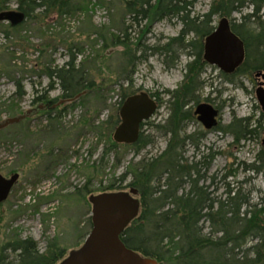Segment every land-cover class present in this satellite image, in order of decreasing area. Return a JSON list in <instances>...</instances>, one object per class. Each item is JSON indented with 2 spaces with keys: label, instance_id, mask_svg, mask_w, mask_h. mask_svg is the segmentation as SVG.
Wrapping results in <instances>:
<instances>
[{
  "label": "rangeland",
  "instance_id": "obj_1",
  "mask_svg": "<svg viewBox=\"0 0 264 264\" xmlns=\"http://www.w3.org/2000/svg\"><path fill=\"white\" fill-rule=\"evenodd\" d=\"M70 1L86 4L88 11L63 17L55 13L44 17L36 12L31 19L14 28L7 22H0V124L15 116H24L18 123L0 130V176L6 180L13 175L17 177L7 198L0 202V249L16 239H31L41 254L60 252L62 256L57 264L80 248L91 231L89 198L128 192L129 188L104 189L131 165L156 158L165 150L168 136L153 127L163 125L168 118L167 98L163 93L179 87L185 66L190 62L183 52L176 50L177 66L168 69L163 57L146 50V58L137 62L133 72L132 90L137 94H157L162 99L161 104L154 99L157 109L142 130L143 136L152 143L138 155L131 149H120L99 163L106 146L103 123L117 110L120 102L117 83L124 84L122 76L130 71L124 54L131 52L135 58H141L144 47L151 49L177 37L181 24L172 19L134 25L125 15L124 0ZM186 1L193 2L190 17L194 18L207 13L213 0ZM15 10L16 6L11 3L5 12ZM249 13L247 7L231 14L229 20H235L238 26L241 17ZM260 15L264 19L262 12ZM221 17L212 18L213 28ZM145 25L149 26V31L142 34ZM124 27H131L125 39L130 47H111L110 40L105 43L99 36L100 33L107 38L109 34H121ZM138 43L141 48L136 46ZM69 48L76 55V65L85 70L88 79L101 86L94 93L77 96L68 102L61 100L56 106L57 112L62 114L53 119L55 112L48 119L44 106L37 107L32 100L45 94L49 100L61 95L57 84L49 90V80L42 73L46 68H61L69 60ZM219 75L217 68L206 67L201 81L206 82L207 87L201 99H208V102L201 100L200 103L220 107V127L228 125L233 117L249 118L252 127L261 125L259 134L247 136L237 144L228 134L206 131L194 118L185 134H206L198 143V149L186 144L182 157L191 165L201 160L202 153H213L207 171L201 170V175L205 176L204 185L209 186L212 197L219 198L228 184L234 191L240 189L251 204L257 205L264 199V171L254 173L249 169L258 161L257 154L264 150L261 143L264 116L255 99L256 84L251 83V78L241 76L235 78L241 85L225 84ZM18 81L24 96L15 100L13 94ZM12 106L20 109L18 116L9 114ZM190 108L194 111L195 105ZM117 157L121 161L114 166ZM93 166L99 171L95 175L91 174ZM130 182L131 177L127 176L121 185L126 187ZM114 183L115 187L121 186L118 181ZM200 224L207 234V224ZM8 254L12 261L17 258V253Z\"/></svg>",
  "mask_w": 264,
  "mask_h": 264
},
{
  "label": "trees",
  "instance_id": "obj_2",
  "mask_svg": "<svg viewBox=\"0 0 264 264\" xmlns=\"http://www.w3.org/2000/svg\"><path fill=\"white\" fill-rule=\"evenodd\" d=\"M11 3L16 6V12L24 15V21L31 19L36 12L44 17L50 13L63 17L78 11H88L86 4H73L70 0H0V13L7 11V6ZM124 3L125 15L134 25L174 19L181 24V30L177 37L163 45L151 49L144 47L141 58H135L131 52L124 54L127 57L126 67L130 71L122 76L124 84L117 83L120 97L117 110L103 123L106 146L99 163L120 149H131L138 155L152 143L142 133L148 122L140 125L138 140L133 145H119L112 139L120 125L119 110L122 104L136 93L132 90V75L137 62L146 58V50L163 57L168 69L177 66L179 56L176 55V50L183 52L190 62L185 66L184 79L179 87L175 91L163 93L167 98L168 118L163 125L153 127L168 136L165 150L156 158L148 161L143 159L140 163L131 165L118 180H113L104 189L120 191L129 188L137 191L139 213L123 231L122 243L127 249L152 259L157 264H264V199L257 205L251 204L247 195L240 189L234 191L228 184L219 198L212 197L208 192L209 186L204 185L205 176L201 175V170L207 171L214 154L202 153L201 160L191 165L182 157L186 144L198 149V143L206 134L194 132L187 136L185 133L189 123L195 118L190 106L200 105L201 100L208 102V99H201V93L207 87L206 82L201 81V76L208 66L203 59V41L214 30L212 18L221 15V19H229L232 12L239 13L242 9L250 8V13L241 17V24L235 29L244 45V64L232 76L223 73L219 75V79L225 84H240L235 78L249 77L255 71L264 70V19L260 15V12L264 14V0H213L207 13L194 18L190 17L193 5L191 1L124 0ZM130 28L124 27L121 34H109V38L101 33L99 36L105 39V43L110 40L111 47L127 48L130 44L125 39ZM148 31L149 26L145 25L141 33ZM136 46L142 47L140 43ZM71 50L69 48V60L61 68H46L42 73L49 80V90H53L57 84L61 95L49 100L45 94L32 100L33 105L44 106L48 119L55 112L53 119L62 114L61 111L57 112L56 106L61 100H73L77 96L94 93L101 86L88 79L85 70L76 65V55ZM15 87L13 99L19 100L24 96L21 82H16ZM151 97L161 104L159 95L151 94ZM216 109L220 111V107ZM8 112L12 116L21 113L14 106ZM19 117L21 115L14 118ZM260 128L261 125L252 127L249 118L233 117L228 125L220 127L218 124L214 130L232 136L238 144L247 136L259 134ZM257 160L250 167L251 172L264 171V150L257 154ZM120 161L118 157L115 158L114 166ZM96 172L99 171L93 166L91 174L95 175ZM127 176L131 177V182L122 187ZM116 181L120 187H115ZM211 181L213 184V178ZM185 186L187 192H184ZM202 222L207 224V234H204V227L200 224ZM8 252L17 253V258L10 260ZM61 256L60 252L53 251L39 253L37 245L31 239H16L1 247L0 264H57Z\"/></svg>",
  "mask_w": 264,
  "mask_h": 264
},
{
  "label": "water",
  "instance_id": "obj_3",
  "mask_svg": "<svg viewBox=\"0 0 264 264\" xmlns=\"http://www.w3.org/2000/svg\"><path fill=\"white\" fill-rule=\"evenodd\" d=\"M23 21L22 13H0V22H7L11 27H16ZM203 43V59L223 74L230 75L242 65L245 56L244 45L230 31L228 19L219 20L218 28L208 35ZM259 75L264 79V74ZM259 93L257 99L264 112V92ZM156 109L157 106L146 94L126 99L119 110L120 125L113 134V141L126 146L135 144L139 137L140 125L148 121ZM217 115L218 111L208 104H200L194 110V116H198V122L206 131L216 126ZM23 117L5 120L0 124V130L18 123ZM262 144L264 145V140ZM16 180L15 175L8 180L0 176V202L7 198ZM136 195L137 191L130 189L124 193L90 197L92 231L83 247L70 252L69 259L60 264H157L154 260L143 259L137 252L127 249L118 238L139 213L138 201H133L135 205L132 206L128 200H132Z\"/></svg>",
  "mask_w": 264,
  "mask_h": 264
},
{
  "label": "flooded vegetation",
  "instance_id": "obj_4",
  "mask_svg": "<svg viewBox=\"0 0 264 264\" xmlns=\"http://www.w3.org/2000/svg\"><path fill=\"white\" fill-rule=\"evenodd\" d=\"M235 13H238V12H236V11H234V12H232V14H235ZM263 16H264V14H263ZM219 23V22H218ZM218 23H217V25H216V27L214 28V30L213 31H215L217 28H218ZM228 23H229V28H230V31L235 35V36H237V34H236V32H235V29H236V27H237V25L235 24V20H232V21H230L229 19H228ZM239 24H241V22L239 23ZM238 37V36H237ZM239 38V37H238ZM239 40H241L240 38H239ZM242 41V40H241ZM244 53H245V49H244ZM244 61H245V56H244V60H243V63H242V65L244 64ZM241 65V66H242ZM209 66V65H208ZM241 66L239 67V68H241ZM211 67H215V66H211ZM216 68V67H215ZM238 68V69H239ZM237 69V70H238ZM236 70V71H237ZM219 71V70H218ZM235 71V72H236ZM220 72V74H222V72L221 71H219ZM235 72L234 73H232V74H230V75H227V76H232V75H234L235 74ZM264 74V70H260V71H255V72H253L252 73V75H250L249 77H246L248 80H250V78H251V83H253V84H256V89H255V99H256V102H257V104H258V106H259V108H260V110H261V113H262V115L264 116V112H263V110H262V107L260 106V104H259V101H258V99H257V97H258V94H260L259 92L260 91H263L264 92V79L262 78V76H260L259 74ZM142 94H146L147 96H148V98L151 100V101H153V103L156 105V101L151 97V93L150 94H148V93H135L133 96H141ZM133 96H131V97H133ZM65 102H68L69 100H64ZM201 104H207V103H201ZM209 105V104H208ZM211 106V105H210ZM197 107V106H196ZM195 107V108H196ZM211 107H213V106H211ZM215 110H217L216 109V107H213ZM195 110V109H194ZM218 111V115L216 116V118H215V120H216V126L215 127H213V128H211L210 130H208V131H211V130H214V129H216L217 127H218V124H219V120H220V111L219 110H217ZM155 113V112H154ZM153 113V114H154ZM197 117L198 116H195V118H196V120H197ZM198 121V120H197ZM147 122V121H146ZM146 122H144V123H146ZM201 126H202V124H201ZM203 127V126H202ZM140 128H141V126H140ZM264 140V139H263ZM262 140V141H263ZM262 143V142H261ZM262 146L264 147V145L262 144ZM11 192V191H10ZM119 192H115V193H113V194H118ZM121 193H124V192H121ZM129 201H130V203H129V205H132V206H134L135 204H134V202L133 201H138V205L140 206V202H139V197H138V194L136 195V196H133L132 197V200L131 199H128ZM117 206L118 207H120L119 206V204H117ZM90 223H91V231H92V221H90ZM90 231V232H91ZM122 233H123V231H122ZM122 233L121 234H119L118 235V238H119V240L121 241V235H122ZM88 238V237H87ZM86 238V239H87ZM86 241V240H85ZM85 241L83 242V244L81 245V247L80 248H78L77 250H75V251H78V250H80L82 247H83V245L85 244ZM122 242V241H121ZM70 254V253H69ZM68 254V256L67 257H65V259H63L61 262H63L64 260H67V259H69V257H70V255ZM141 256V255H140ZM143 259L145 258V257H143V256H141ZM61 262H59L58 264H60Z\"/></svg>",
  "mask_w": 264,
  "mask_h": 264
}]
</instances>
